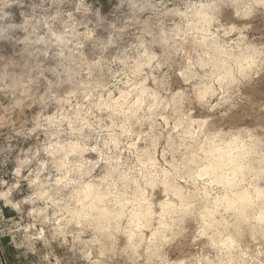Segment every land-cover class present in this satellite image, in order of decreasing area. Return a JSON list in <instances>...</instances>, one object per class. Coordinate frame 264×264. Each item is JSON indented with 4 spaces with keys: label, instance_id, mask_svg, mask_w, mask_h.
<instances>
[{
    "label": "clouds",
    "instance_id": "obj_1",
    "mask_svg": "<svg viewBox=\"0 0 264 264\" xmlns=\"http://www.w3.org/2000/svg\"><path fill=\"white\" fill-rule=\"evenodd\" d=\"M243 93L264 97V0H0V241L11 264H202L186 251L204 234L199 197L146 253L121 244L136 171L124 153L145 124L160 138L158 123L172 121L178 133L227 135Z\"/></svg>",
    "mask_w": 264,
    "mask_h": 264
},
{
    "label": "rangeland",
    "instance_id": "obj_2",
    "mask_svg": "<svg viewBox=\"0 0 264 264\" xmlns=\"http://www.w3.org/2000/svg\"><path fill=\"white\" fill-rule=\"evenodd\" d=\"M262 100L264 97L258 93H243L236 98L238 115L223 129L227 135L220 138L198 130L196 125L178 133L175 121L158 123L157 128H167L164 138L150 124L133 130L136 135L129 143L134 146L124 156L136 165V171L128 173L126 182L132 190L121 201L127 204L128 219L124 224L129 233L119 238L122 245H128L130 253H146L157 233L167 227V217L186 209L189 202L199 197L198 222L204 234L198 247L186 250L188 254L207 257L202 264H264ZM197 142L202 148L190 147ZM149 180L155 183L154 188L147 186ZM240 193H246L247 200L242 203L236 199ZM228 199L236 200L230 205ZM145 200L148 204H144ZM149 205L159 214L154 217L155 223H146L137 215ZM138 234L139 240L145 242L139 249ZM6 244L7 239L0 241V264H11L14 259L11 249L4 247ZM130 258L136 259L135 255Z\"/></svg>",
    "mask_w": 264,
    "mask_h": 264
},
{
    "label": "bare ground",
    "instance_id": "obj_3",
    "mask_svg": "<svg viewBox=\"0 0 264 264\" xmlns=\"http://www.w3.org/2000/svg\"><path fill=\"white\" fill-rule=\"evenodd\" d=\"M224 146H225V145H224ZM213 149H214V148H213ZM241 151H242V150H241ZM224 152H225V151H224ZM226 153H227V152H225V154H226ZM225 154H224V155H225ZM228 154L230 155L231 153H228ZM221 155H222V154H221ZM229 155H227V156H229ZM219 156H220V155H219ZM225 157H226V156H225ZM229 157H230V156H229ZM219 158H220V157H219ZM232 158H233V157H232ZM225 159H227V157H226ZM230 160H231V159H230ZM227 161H228V160H227ZM231 161H232V160H231ZM213 162H214V161H213ZM220 162H221V161H220ZM222 162H223V161H222ZM229 162H230V161H229ZM209 165H210V164H208V166H209ZM208 168H209V167H208ZM211 170H212V169H211ZM211 170H210V171H211ZM221 179H222V178H221ZM224 181H225V180H224ZM222 183H223V182H222ZM227 183H228V182H227ZM224 184H225V183H224ZM241 194H243V193H240V195H241ZM240 195H239L238 197H236V195H235V197H236V199H237L238 201H241V203H242L243 201L247 200V199H246V196H245L246 193H244V194L241 195V196H240ZM231 198H232V197H231ZM247 198H248V196H247ZM236 199H228V200H230V201H228V202L230 203V205H232V204L235 202Z\"/></svg>",
    "mask_w": 264,
    "mask_h": 264
}]
</instances>
